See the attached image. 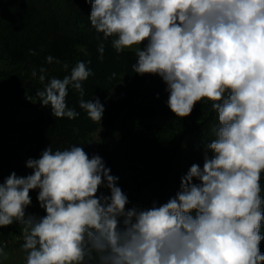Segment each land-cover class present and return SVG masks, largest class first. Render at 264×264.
I'll use <instances>...</instances> for the list:
<instances>
[{
  "label": "clouds",
  "instance_id": "1",
  "mask_svg": "<svg viewBox=\"0 0 264 264\" xmlns=\"http://www.w3.org/2000/svg\"><path fill=\"white\" fill-rule=\"evenodd\" d=\"M85 2L91 26L114 37L117 53L137 46L132 71L162 79L177 118L211 102L215 138L205 144L203 167L193 164L175 196L150 207H127L119 177L81 146H49L29 158L30 175L12 172L0 183V228L21 226L24 264H264V0ZM104 51L101 44V60ZM88 64L36 92L54 117L79 116L67 104L72 88L88 118L102 121L100 100L83 99L82 82L94 74ZM36 189L41 217L26 214ZM4 248L0 242L6 258Z\"/></svg>",
  "mask_w": 264,
  "mask_h": 264
},
{
  "label": "trees",
  "instance_id": "2",
  "mask_svg": "<svg viewBox=\"0 0 264 264\" xmlns=\"http://www.w3.org/2000/svg\"><path fill=\"white\" fill-rule=\"evenodd\" d=\"M90 12L91 4L85 0H0V61L8 67L0 69V107L5 102L22 105L26 91L32 94L41 91L52 77L63 79L78 62L90 61L88 67L94 74L82 82L83 99L98 98L105 108L102 121L94 123L79 107V93L69 88L67 104L79 116L56 118L51 107L46 106L49 110L46 117L22 122L21 139L4 143L0 148V183L12 172L17 176L22 173L25 155L39 159L49 146L55 151L76 145L88 154L102 156L106 166L129 165L132 174L129 184L133 189L151 184L156 187L157 196L149 201V207L153 201L166 203L179 191L181 178L193 164L203 167L205 144L215 138L217 114L211 110V102L197 103L186 121L177 118L170 123L175 130L180 128L179 145L168 150L164 158L156 157L159 134L174 116L166 108V88L161 86L157 75L134 73L135 50L117 53L112 47L114 37L105 40L91 26ZM101 44L105 49L102 60L98 52ZM49 55L54 57L51 64L46 61ZM41 67L47 70L43 73L44 83L39 80ZM34 71L36 76L32 75ZM146 130L154 131V137L150 138L154 144L148 139H138V131L142 134ZM171 131L167 133L172 135ZM95 133L98 141L93 142ZM261 186L264 196V174ZM43 215L44 210L39 217ZM20 229L18 224L13 226L7 238ZM261 234L264 235V227ZM260 250L264 253V241Z\"/></svg>",
  "mask_w": 264,
  "mask_h": 264
},
{
  "label": "rangeland",
  "instance_id": "3",
  "mask_svg": "<svg viewBox=\"0 0 264 264\" xmlns=\"http://www.w3.org/2000/svg\"><path fill=\"white\" fill-rule=\"evenodd\" d=\"M136 47L137 46H133L132 49L125 50H135ZM6 68L8 67L5 66V62L0 61V69ZM158 81H160V84L163 88H166V84L160 77L158 78ZM5 103L6 104L0 107V148L2 145H4V143L12 144L18 142L21 139V128L19 125L22 122L30 121L38 117H46L49 112L48 107L42 106L39 98L36 96V93L32 94L30 91H26L22 95V105H15L13 103L9 104L8 102ZM166 108H168L167 104ZM169 114L174 116L171 120H169V122H166L164 132H161L159 134L160 137L158 141L160 143L157 145L155 150V155L158 158H164L165 153L168 150L177 147L180 142L178 141L179 137L181 138V136H179L180 128L175 130L174 127L170 124L176 121L177 117L174 113L171 112V110ZM186 118L188 119L189 117ZM186 118H184L183 120L186 121ZM167 130H172L171 132L174 133L170 135L169 133H167ZM137 134L139 136V140L148 139L147 141L150 142V138L154 137L155 133L154 131L146 130L142 131V134L140 133V131H138ZM96 141H98L97 133L93 135V142ZM150 144H154V142H150ZM88 155L89 157H91L92 155H94V153H89ZM28 159L29 158L25 155V161L22 166V173L19 175L20 177L27 176L32 173V169L26 167V161ZM106 167L111 169L112 175L119 177L118 186L121 187L122 191L128 196L130 201L127 207H149V201L156 198L157 189L156 187H152V184L146 188L144 187L138 190L133 189V185L129 184V178L132 177L129 165H124L121 167H110L109 165H107ZM38 192L39 189L30 191L32 203L26 209V214L35 215L37 217L41 215L43 209L40 207V204L37 200ZM100 192L105 195L110 194L109 190L106 188H101ZM14 224L0 228V242L5 245L4 251L6 253V258L0 257V264H22L24 261L25 253L21 248V245L23 243V235L21 229L14 236H11V238H7V234L9 233V231H11L13 226H16L17 223Z\"/></svg>",
  "mask_w": 264,
  "mask_h": 264
}]
</instances>
